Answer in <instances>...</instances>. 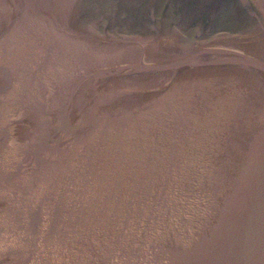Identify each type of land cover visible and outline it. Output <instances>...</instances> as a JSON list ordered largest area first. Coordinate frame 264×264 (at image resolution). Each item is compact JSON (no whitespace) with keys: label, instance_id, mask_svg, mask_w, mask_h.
Segmentation results:
<instances>
[{"label":"water","instance_id":"water-1","mask_svg":"<svg viewBox=\"0 0 264 264\" xmlns=\"http://www.w3.org/2000/svg\"><path fill=\"white\" fill-rule=\"evenodd\" d=\"M0 264H264V0H0Z\"/></svg>","mask_w":264,"mask_h":264}]
</instances>
